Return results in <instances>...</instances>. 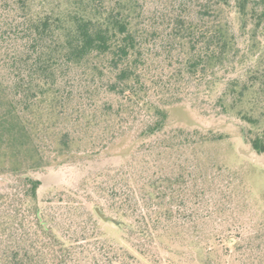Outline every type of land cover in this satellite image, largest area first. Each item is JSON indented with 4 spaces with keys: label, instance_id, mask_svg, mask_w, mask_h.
Returning a JSON list of instances; mask_svg holds the SVG:
<instances>
[{
    "label": "trees",
    "instance_id": "trees-1",
    "mask_svg": "<svg viewBox=\"0 0 264 264\" xmlns=\"http://www.w3.org/2000/svg\"><path fill=\"white\" fill-rule=\"evenodd\" d=\"M151 2L0 0V92L7 94L0 131L31 157L26 171L12 169L0 193V264H90L96 256L177 264L186 241L202 264H212L211 250L222 240L201 238L205 216L192 193H205L212 170L203 174L197 158H181L215 139L169 129L168 109L192 87L224 84L221 107L228 102L227 110L258 123L264 0ZM132 135L122 157L140 154L138 170L130 162L105 168L103 184L94 183L98 199L72 190L40 197L44 181L29 171L41 162L87 164ZM248 142L264 152L263 135ZM103 225L127 248L106 240ZM254 236L264 244V225ZM257 258L264 264V250Z\"/></svg>",
    "mask_w": 264,
    "mask_h": 264
},
{
    "label": "rangeland",
    "instance_id": "rangeland-1",
    "mask_svg": "<svg viewBox=\"0 0 264 264\" xmlns=\"http://www.w3.org/2000/svg\"><path fill=\"white\" fill-rule=\"evenodd\" d=\"M158 4L159 0H152L151 7H159ZM236 73L226 74L225 78L229 75L234 77ZM2 75L0 71V81L3 80ZM227 79L223 81L226 82ZM209 86L208 82H204L198 87H192L181 102L170 106L168 127L183 129L189 133L196 131L215 139L199 143L194 149H187L181 158L189 161L197 158L203 174L212 170L209 183L202 188L205 193H201L199 189L192 192L197 196L200 214L205 216L201 238L216 234L223 241L211 250L212 264H258V251L264 250V244L255 239L254 233L258 224L264 225V152L253 151L248 137L258 134L264 136V116L258 118L256 125L249 124L236 111L227 110L228 102L225 103L226 108L221 107L218 97L224 84L211 90ZM5 95L7 96L6 92H0V116L6 107ZM1 133L0 131V193H4L7 190L6 182L11 179L12 169L16 167L20 171H26L31 157L30 152L23 151L22 148L16 152ZM132 139L133 135L122 137L107 154H101L87 164L83 161L65 165H55L53 160H49L51 164L48 165L41 162L38 169L29 171L32 176L44 181L40 197L44 199L52 195L53 198L61 191L72 190L80 192L81 199L83 196H86L85 200L88 197L98 199L94 183L103 182L105 168L123 166L130 162L132 170H138L140 154L132 151L128 159L124 160L122 157ZM101 189H104V185ZM55 205L57 204L54 203L53 207L57 210L60 206ZM102 231L106 240L127 248L113 227L103 225ZM226 236L230 237L228 241L224 240ZM173 245L181 247L180 242ZM184 245L187 249L177 264H202L193 245L188 241ZM95 260L98 264H115L99 256L90 258V264H97ZM121 261L119 259L118 264ZM131 263L134 264V261L131 260Z\"/></svg>",
    "mask_w": 264,
    "mask_h": 264
}]
</instances>
